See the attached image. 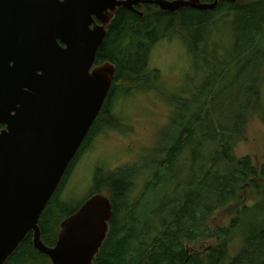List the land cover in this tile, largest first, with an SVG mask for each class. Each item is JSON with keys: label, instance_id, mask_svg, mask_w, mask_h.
Wrapping results in <instances>:
<instances>
[{"label": "trees", "instance_id": "trees-1", "mask_svg": "<svg viewBox=\"0 0 264 264\" xmlns=\"http://www.w3.org/2000/svg\"><path fill=\"white\" fill-rule=\"evenodd\" d=\"M136 7L142 16L124 7L118 10L98 50L97 64L109 60L116 65L115 81L53 199L94 131L115 120L109 109L118 92L161 88L159 71L150 69L154 46L175 37L194 56L201 42L205 48H219L207 31L234 15L233 56L212 69L195 97L177 101L171 131L159 136L145 161L119 167L105 181L97 173L102 178L98 186L108 187L114 217L94 264H264V163L235 153L247 138L253 114L264 119V0H221L212 10ZM229 88L236 89L235 100L223 99ZM118 121V127L128 129ZM141 179L145 184L135 196ZM53 199L40 218L47 245L56 243L62 221ZM220 210L233 216L227 225L213 229L211 218ZM211 239L216 241L205 245ZM5 264L51 260L34 247L29 233Z\"/></svg>", "mask_w": 264, "mask_h": 264}, {"label": "water", "instance_id": "water-1", "mask_svg": "<svg viewBox=\"0 0 264 264\" xmlns=\"http://www.w3.org/2000/svg\"><path fill=\"white\" fill-rule=\"evenodd\" d=\"M220 1L0 0V264L29 233L51 264H94L108 237L113 202L100 192L61 221L54 245L40 218L113 87L117 67L97 54L118 10Z\"/></svg>", "mask_w": 264, "mask_h": 264}, {"label": "rangeland", "instance_id": "rangeland-1", "mask_svg": "<svg viewBox=\"0 0 264 264\" xmlns=\"http://www.w3.org/2000/svg\"><path fill=\"white\" fill-rule=\"evenodd\" d=\"M237 20L234 15L229 20H219L207 32H211L210 36H214L221 47L205 48L201 42L200 52L195 56L181 39L175 37L164 39L154 46L149 63L150 69L159 71L161 88L156 86V90L150 91L136 89L130 93L122 90L110 101L109 116L115 118V122H108L94 131L58 197L52 198L59 220L68 217L94 193L109 195L105 184L98 186L99 180L109 177L108 173L145 161L158 145L159 136L171 131L177 101L195 97L212 69L233 56L230 51L236 37ZM235 92L236 89L229 88L223 99L236 95ZM235 99L234 96L232 100ZM261 106L264 111V95ZM118 119L128 129L118 127ZM235 153L239 157L250 155L257 164L264 163V119L258 113L249 119L247 138L237 144ZM98 172L102 173V178L97 176ZM144 184L142 179L138 180L133 195L136 196ZM232 216L230 210H220L211 218L210 225L213 229L225 226ZM215 241L211 239L205 245Z\"/></svg>", "mask_w": 264, "mask_h": 264}, {"label": "flooded vegetation", "instance_id": "flooded-vegetation-1", "mask_svg": "<svg viewBox=\"0 0 264 264\" xmlns=\"http://www.w3.org/2000/svg\"><path fill=\"white\" fill-rule=\"evenodd\" d=\"M3 127H4V126H3ZM3 127H2V128H3ZM0 129H1V128H0Z\"/></svg>", "mask_w": 264, "mask_h": 264}]
</instances>
